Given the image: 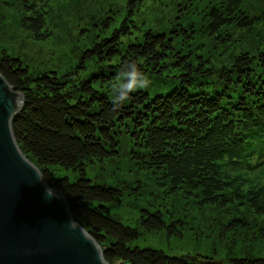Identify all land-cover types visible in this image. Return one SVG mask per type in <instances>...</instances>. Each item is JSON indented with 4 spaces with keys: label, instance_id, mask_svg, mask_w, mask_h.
Returning a JSON list of instances; mask_svg holds the SVG:
<instances>
[{
    "label": "trees",
    "instance_id": "obj_1",
    "mask_svg": "<svg viewBox=\"0 0 264 264\" xmlns=\"http://www.w3.org/2000/svg\"><path fill=\"white\" fill-rule=\"evenodd\" d=\"M23 1L33 10L35 35H48V30H40L53 0ZM140 1L129 0L120 25L86 51L99 62L98 70L88 77L78 78L77 68L63 75L32 72L20 58L0 52V73L24 100L12 123L16 140L48 185L63 192L74 218L103 247L104 256L117 255L127 264H264L262 257L195 260L170 256L161 249L132 247L140 231L105 205L122 190L95 183L87 175L89 164L120 154L124 138L131 143L132 158L139 159L136 163L158 173L172 190L197 191L207 204L245 199L264 212V45L254 50L248 44L231 64L221 66L200 55L201 62L195 63L197 57L180 53L175 37L166 31L148 30L143 38L124 45L139 28L135 13ZM218 3L211 6L207 19L214 38L227 43L238 30L259 35V45L264 44V0ZM177 25L186 39L195 38L198 29L193 22ZM171 31L178 34L180 29ZM133 60L151 84L114 110L110 82ZM171 65L183 71L170 75L165 69ZM54 166L72 169L79 176L75 181L57 177ZM145 212L141 220L147 229L178 232L162 212Z\"/></svg>",
    "mask_w": 264,
    "mask_h": 264
},
{
    "label": "rangeland",
    "instance_id": "obj_2",
    "mask_svg": "<svg viewBox=\"0 0 264 264\" xmlns=\"http://www.w3.org/2000/svg\"><path fill=\"white\" fill-rule=\"evenodd\" d=\"M128 1L53 0L40 30L49 33L37 37L31 26L33 10L25 1L0 0V52L20 58L32 72L57 71L63 75L77 68L78 78L88 77L98 70L99 62L86 56V51L95 40L120 25ZM218 1L141 0L135 13L139 28L126 38L124 45L137 37L143 38L148 30L166 31L175 37L180 53H191L188 58L197 57L195 63L201 62L198 55L206 56L217 66L231 64L233 56L248 44L254 50L262 47L264 44L259 45L262 37L250 36L245 31L235 30L232 41L227 43L213 37L207 19L211 6L218 5ZM103 20L109 23L105 25ZM191 22L198 30L193 32L194 39H186L181 26L175 24L187 26ZM175 27L180 29L178 34L171 31ZM165 71L175 76L183 70L171 65ZM121 141L120 154L89 164L86 172L93 182L122 190L121 196L106 201L105 205L111 214L140 231L138 238L131 241L132 247H151L170 256L206 257L224 262L246 256L264 258V212L255 210L245 199L236 198L224 205L207 204L197 191L172 190L158 173L136 163L139 159L132 158L130 142L124 138ZM52 169L57 177L69 176L72 181L79 176L78 172L61 166ZM145 210L162 212L166 222L175 224L178 232L169 235L166 228L147 229L141 220L142 214L147 215Z\"/></svg>",
    "mask_w": 264,
    "mask_h": 264
},
{
    "label": "water",
    "instance_id": "obj_3",
    "mask_svg": "<svg viewBox=\"0 0 264 264\" xmlns=\"http://www.w3.org/2000/svg\"><path fill=\"white\" fill-rule=\"evenodd\" d=\"M23 105L0 73V264H99L103 247L16 140L12 123Z\"/></svg>",
    "mask_w": 264,
    "mask_h": 264
},
{
    "label": "clouds",
    "instance_id": "obj_4",
    "mask_svg": "<svg viewBox=\"0 0 264 264\" xmlns=\"http://www.w3.org/2000/svg\"><path fill=\"white\" fill-rule=\"evenodd\" d=\"M150 84V78L140 71L136 61L133 60L125 63L121 70L117 72L112 78L109 85L113 93V109L117 110L122 107L124 103L131 98V95L134 92L141 89H146L150 86ZM69 227L76 229V222L69 221ZM97 259L99 264H127L123 258L117 255H113L111 258H109L107 256H101L98 254Z\"/></svg>",
    "mask_w": 264,
    "mask_h": 264
}]
</instances>
